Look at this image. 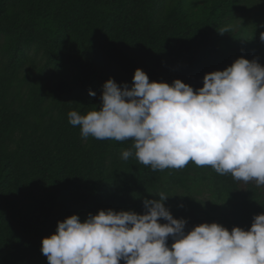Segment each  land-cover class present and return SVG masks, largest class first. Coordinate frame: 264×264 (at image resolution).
<instances>
[{"label": "trees", "instance_id": "obj_1", "mask_svg": "<svg viewBox=\"0 0 264 264\" xmlns=\"http://www.w3.org/2000/svg\"><path fill=\"white\" fill-rule=\"evenodd\" d=\"M240 1L0 0L7 56L0 69V264H48L41 241L71 215L81 222L107 209L142 215L145 199L202 184L221 209L211 223L247 230L264 214V187L254 182L191 162L153 171L121 158L131 141L89 137L84 144L79 126L68 123L70 111L99 110L109 78L131 85L138 68L150 82L201 88L205 74L229 61L219 31ZM30 50L43 51L44 67Z\"/></svg>", "mask_w": 264, "mask_h": 264}, {"label": "clouds", "instance_id": "obj_2", "mask_svg": "<svg viewBox=\"0 0 264 264\" xmlns=\"http://www.w3.org/2000/svg\"><path fill=\"white\" fill-rule=\"evenodd\" d=\"M202 84L194 90L179 79L150 82L138 68L131 85L109 78L99 110L70 111L68 123L79 126L84 140L131 141L121 158L134 157L153 171L191 162L264 187V66L241 57L205 74ZM157 196L143 201L142 215L107 209L83 222L75 214L58 221L55 233L42 239L41 253L48 264H264V214L253 216L247 230L214 222L186 232L187 221L165 207L169 197Z\"/></svg>", "mask_w": 264, "mask_h": 264}, {"label": "rangeland", "instance_id": "obj_3", "mask_svg": "<svg viewBox=\"0 0 264 264\" xmlns=\"http://www.w3.org/2000/svg\"><path fill=\"white\" fill-rule=\"evenodd\" d=\"M230 26L229 33L222 34V48L226 50L229 61L220 69L226 67L238 58H245L249 61L257 59L261 66H264V42L260 40L261 33H264V0H241L238 8L232 15H229L223 22V27ZM4 34L0 33V69L5 68L7 56L2 54V44ZM30 57H35L38 68H42L46 62V55L40 50L35 55L34 50L28 52ZM28 65L25 66V68ZM24 68V69H25ZM37 71H33L36 75ZM45 76L50 74V69L43 70ZM43 105L41 112L46 109ZM87 140L82 139L85 144ZM165 201L166 208L170 210L174 219H185L187 221L185 231H190L194 226L202 223H211L218 219L220 207L217 206L211 196V192L206 184L192 188L191 191L176 189ZM166 223V221H163ZM162 223V224H163ZM173 241L168 240L169 247Z\"/></svg>", "mask_w": 264, "mask_h": 264}]
</instances>
